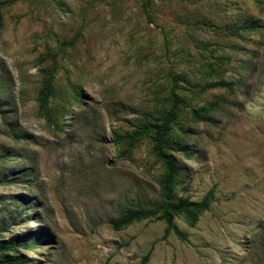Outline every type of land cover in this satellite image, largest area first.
Here are the masks:
<instances>
[{
    "label": "rangeland",
    "instance_id": "obj_1",
    "mask_svg": "<svg viewBox=\"0 0 264 264\" xmlns=\"http://www.w3.org/2000/svg\"><path fill=\"white\" fill-rule=\"evenodd\" d=\"M144 1L0 0V264H264V0Z\"/></svg>",
    "mask_w": 264,
    "mask_h": 264
},
{
    "label": "trees",
    "instance_id": "obj_2",
    "mask_svg": "<svg viewBox=\"0 0 264 264\" xmlns=\"http://www.w3.org/2000/svg\"><path fill=\"white\" fill-rule=\"evenodd\" d=\"M142 9L146 17H149L150 0H145L142 4ZM45 101V97H42ZM185 102L174 92L171 94V106L165 113L160 124L154 125V148L153 154L162 163L165 169V178L163 182V202L160 204L158 211L161 212L160 219L164 221L166 228L163 238H166L170 232H173L180 240H185V234L179 231L173 220L176 215L184 214L190 224L196 222L198 212L208 209L209 204L213 200V192L209 191L204 198L199 202H191L188 200H176L174 198V180L176 160L172 154L168 152V140L174 124L177 122L180 112L185 108ZM132 139V137H128ZM149 217L141 211H126L122 217L120 225L115 226L119 229L122 226H127L132 222L140 221ZM6 249V248H5ZM10 250L11 248H7ZM148 255L143 259L146 262ZM18 264V261H15Z\"/></svg>",
    "mask_w": 264,
    "mask_h": 264
}]
</instances>
